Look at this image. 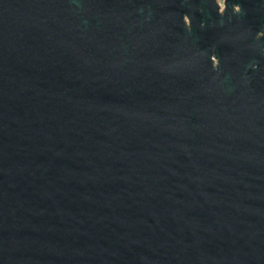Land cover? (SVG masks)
I'll list each match as a JSON object with an SVG mask.
<instances>
[{
	"label": "water",
	"instance_id": "obj_1",
	"mask_svg": "<svg viewBox=\"0 0 264 264\" xmlns=\"http://www.w3.org/2000/svg\"><path fill=\"white\" fill-rule=\"evenodd\" d=\"M0 264H264V0H0Z\"/></svg>",
	"mask_w": 264,
	"mask_h": 264
},
{
	"label": "rangeland",
	"instance_id": "obj_2",
	"mask_svg": "<svg viewBox=\"0 0 264 264\" xmlns=\"http://www.w3.org/2000/svg\"><path fill=\"white\" fill-rule=\"evenodd\" d=\"M223 1L224 0H218V3L223 7Z\"/></svg>",
	"mask_w": 264,
	"mask_h": 264
},
{
	"label": "flooded vegetation",
	"instance_id": "obj_3",
	"mask_svg": "<svg viewBox=\"0 0 264 264\" xmlns=\"http://www.w3.org/2000/svg\"><path fill=\"white\" fill-rule=\"evenodd\" d=\"M223 3H224V1H223ZM221 6V5H220ZM221 8L223 9V7L221 6Z\"/></svg>",
	"mask_w": 264,
	"mask_h": 264
}]
</instances>
